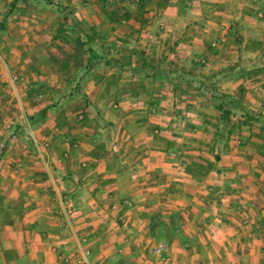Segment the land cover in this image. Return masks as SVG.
I'll use <instances>...</instances> for the list:
<instances>
[{"label": "crops", "instance_id": "crops-1", "mask_svg": "<svg viewBox=\"0 0 264 264\" xmlns=\"http://www.w3.org/2000/svg\"><path fill=\"white\" fill-rule=\"evenodd\" d=\"M132 2L135 7L123 10L122 30L110 12L94 20L97 32L81 34L87 50L67 69L73 74L69 97L55 103V117L45 116L53 121L61 113L65 128L55 127L53 135L78 145L42 148L51 153L44 161L49 178L33 183L18 162L17 215L7 203L14 191L5 176L0 264H63L61 251L72 256L68 264H81L74 260L79 254L87 264H151L135 253L155 240L164 241L170 255L155 264H230L231 249L241 250L238 264H264V257L253 256L264 250L258 127L253 131L246 123L226 140L214 138L215 106L222 100L229 102L231 119L249 116L259 125L264 117V0ZM104 22L105 34L99 32ZM221 34L225 43L210 47ZM113 42L117 47L108 51ZM47 81L34 79L33 85L61 88ZM18 102L30 106L22 95ZM63 102L79 106L68 113ZM73 114L82 120L75 123ZM18 151L24 153V146ZM44 183L50 192L42 191ZM46 195L83 202L79 212L72 209L69 227L61 214L45 220L27 210V200ZM100 214L118 223L94 229L89 219ZM231 234L239 235L237 246L228 243Z\"/></svg>", "mask_w": 264, "mask_h": 264}, {"label": "rangeland", "instance_id": "rangeland-1", "mask_svg": "<svg viewBox=\"0 0 264 264\" xmlns=\"http://www.w3.org/2000/svg\"><path fill=\"white\" fill-rule=\"evenodd\" d=\"M132 1L133 0H0V187L3 180L6 179V176L7 180L10 182V187H13L14 191L13 198L7 202L14 214L17 215L19 204L17 198L18 162L26 164L25 175L23 176L26 177V179L32 178V182L30 183H33V181L44 178L43 176H46L45 178L48 177V165L44 166V161L46 163L47 160L50 161L51 159V153H48L50 147L57 148L62 144L73 147L78 145L77 140L71 141L70 138L66 137L64 134H57V136L53 135L55 127L65 128L64 125H66V123L61 113L57 118H54L53 121H51V119H45V116L54 115L53 107L55 103H59L62 99L64 101L66 97H69L70 89L68 90V87L71 86L73 74L72 72L68 73L67 69H69V66L72 69L73 66L79 64L81 61V54L87 50V48H85V42L81 40V34L97 32L98 27H96V25L95 27L92 26L94 20L95 22L98 21L100 19L99 16L105 19L107 16L106 14L110 12L112 16L120 18L118 21L120 27L118 28L122 30V27L127 26V23H125L126 20L123 17L125 12H123V10L135 7V5H130ZM122 3L127 5H123L122 7ZM121 19H124V23ZM104 23L106 24V22ZM107 24L101 26L103 28L99 30L100 33H108L109 26ZM218 36L223 37V42L219 45L211 46L210 42ZM215 38L210 40V47L215 48L225 43V36L223 34L216 35ZM115 47H117V44L114 42L107 43L106 45L108 51H113ZM69 61L72 64L70 63L69 65ZM58 69L59 72H57ZM39 72L43 73V76H38ZM34 79L53 82L56 80L61 88H51L52 86L49 85V83L39 84V86L33 85ZM21 95L30 103L29 107L25 106L24 108L22 104H19L18 98H21ZM80 95L82 94H76L77 98ZM34 102H36L38 106L36 108V113L32 114L33 110L31 106H34ZM64 103L65 102H63V109H70L69 111L67 110L68 113L79 106L74 103L71 104V106H67V108L66 103ZM72 118L76 123L81 121L83 117L80 115L78 117L77 114H73ZM234 119L237 118L235 117ZM247 124H251V129L253 131H255L253 127H258V125L252 121H247ZM46 131H51V135H36L37 132L45 133ZM188 141L196 144L195 140ZM21 145L25 148L24 153L18 151ZM6 146L13 148L11 149L13 151H8ZM188 146H190V144ZM44 147L49 148L48 150L45 149L47 153L42 152V148ZM55 155H57V153H52L53 158ZM21 172H24V170H21ZM34 176L36 177L33 178ZM262 184L264 186V182H262ZM47 186L48 185L44 183V186H42L44 187V190H42L43 192L51 191L50 187ZM25 203H27V210L34 209L36 214L41 215L40 217L45 220H50L52 216H59L61 214V221L65 228L69 227L71 225V219L76 217V214L70 215L72 209L79 212V210L82 209L81 204H83V202L77 201L66 202L64 199H61L60 202H56L51 199L50 195H46L42 201L27 200ZM108 208L110 207L108 206ZM35 212L30 213L33 215ZM1 220L2 217L0 216V222ZM89 220L91 221V227L93 226L94 229H98L100 226H110L113 221L114 223H118L117 217L115 219L110 216L102 217L101 214ZM76 221L77 220L74 219V223ZM124 224H126V222ZM31 225H33V223ZM80 226L81 224L77 225V227ZM238 236L233 234L229 235L228 238H230V240H228V243H230L231 246L235 243V246H237L238 243L236 239ZM253 237L256 238L253 240L257 243V232H255ZM159 241L164 242L162 240H155L145 243L141 248H138V252L135 250V255L141 259H146L148 262H151V264H155V262L158 263L159 261L156 260V257L150 252V246ZM239 251L241 250L238 249L237 251L231 249L228 251V253L232 252L230 257L232 258L231 260L234 261L230 264H238L236 262L240 255V253H238ZM166 252L164 256L169 258L170 255ZM245 252L247 253V250H245ZM58 254L72 258L71 255L63 251ZM75 254L76 253H74V255ZM253 256L255 258L264 257V250H255ZM75 257H80V254L78 256L75 255L74 258ZM164 260L160 262H164Z\"/></svg>", "mask_w": 264, "mask_h": 264}, {"label": "trees", "instance_id": "trees-1", "mask_svg": "<svg viewBox=\"0 0 264 264\" xmlns=\"http://www.w3.org/2000/svg\"><path fill=\"white\" fill-rule=\"evenodd\" d=\"M145 1L147 0H138V3L139 5H141ZM228 104L229 102H227L226 100H222L215 106L216 110L218 111L216 115L215 132H214V138L216 140L217 139L226 140L232 130L234 131V129H238L241 125L246 124L247 119L251 118V117L249 118V116H246L244 118L245 120L231 119L230 108ZM255 137L257 138L259 143L258 149L261 151V154L264 156V117L263 119L260 120Z\"/></svg>", "mask_w": 264, "mask_h": 264}, {"label": "built area", "instance_id": "built-area-1", "mask_svg": "<svg viewBox=\"0 0 264 264\" xmlns=\"http://www.w3.org/2000/svg\"><path fill=\"white\" fill-rule=\"evenodd\" d=\"M133 2H138V0H133ZM223 37L222 36H218L217 38H215V39H213L211 42H210V45L211 46H216V45H219L220 43H222L223 42ZM112 46V45H111ZM110 47V46H109ZM129 205H130V203L127 201V200H123V202H122V206H124V207H129ZM111 208H114V206L113 207H111ZM119 221L122 223V224H124L125 222H126V218H124V216H119ZM53 250L55 249L54 247L52 248ZM56 251V250H55ZM150 252L156 257V260H158V261H163L164 260V255H165V252H166V245H165V243L164 242H161V241H159V242H156V243H154V244H152L151 246H150ZM87 254V251H84V253L82 254L83 255V257L85 256ZM58 257L60 258V260H61V262L62 263H66V264H68L69 262H70V260H71V258H69V257H67V256H64V255H62V254H59L58 255ZM75 261H77L78 263H81V264H87L86 263V261H83L82 259H81V257L80 258H77L76 257V259H74Z\"/></svg>", "mask_w": 264, "mask_h": 264}]
</instances>
